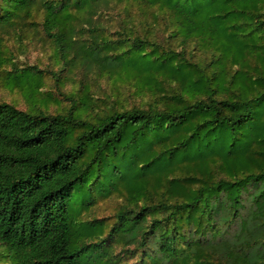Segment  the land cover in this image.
Here are the masks:
<instances>
[{
    "label": "trees",
    "instance_id": "16d2710c",
    "mask_svg": "<svg viewBox=\"0 0 264 264\" xmlns=\"http://www.w3.org/2000/svg\"><path fill=\"white\" fill-rule=\"evenodd\" d=\"M35 36L83 77L0 101V263L264 264V0H0L5 86Z\"/></svg>",
    "mask_w": 264,
    "mask_h": 264
},
{
    "label": "rangeland",
    "instance_id": "374dc122",
    "mask_svg": "<svg viewBox=\"0 0 264 264\" xmlns=\"http://www.w3.org/2000/svg\"><path fill=\"white\" fill-rule=\"evenodd\" d=\"M114 16H118L119 12L117 10H111ZM115 20L118 18L113 17ZM9 46L13 49L15 54V60L20 66H38L43 70L44 84L41 83H32L33 87H38V90L28 91L26 89L19 88H10L5 86L0 80V101H7L17 105L21 109L32 108L34 104H40L42 100L41 91H51L56 97L60 99L59 101L52 100L47 104V109L51 112H56L64 108H69L72 105V100L69 98L71 90L79 86V82L83 77L78 70L71 78L65 79V84L59 86L56 85V81L49 73V68L57 69L58 66L53 63L52 58V45L49 40H46L42 37L35 36L32 39H27L21 45L16 42L14 39L8 40ZM62 77L66 72L61 73ZM69 74V73H68ZM91 76V75H90ZM92 83V88L96 91L97 94L103 95V92H110V85L105 79H100L99 82L95 80V77L91 76L88 78ZM42 85V86H40ZM118 206L117 200H111L105 203H100L96 210L98 215H113L116 207ZM2 264V263H0Z\"/></svg>",
    "mask_w": 264,
    "mask_h": 264
}]
</instances>
